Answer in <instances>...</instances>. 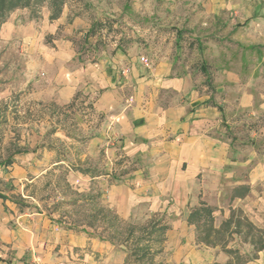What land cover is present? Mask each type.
Listing matches in <instances>:
<instances>
[{
  "label": "crops",
  "instance_id": "1",
  "mask_svg": "<svg viewBox=\"0 0 264 264\" xmlns=\"http://www.w3.org/2000/svg\"><path fill=\"white\" fill-rule=\"evenodd\" d=\"M167 1L166 9H173L176 0ZM179 4L189 9L183 24L189 29V35L195 37L193 41H222L217 44L221 47L216 49L219 56L215 57L219 58L209 69L204 65L196 69L180 63L172 50L158 57L155 63L145 64L141 59H147L138 57L137 45H131L128 51L119 45L112 53L103 51L95 62L84 64L76 62L78 53L63 40L57 41L58 49L54 50L36 52L30 48L35 60L49 55L51 63L42 71L46 80L29 82L36 87L30 94L31 99L51 112L48 120L57 132L62 128L56 121L62 123L64 117L70 115L71 122H82L83 139L88 142L81 164L58 160L47 165L40 175L66 165L69 169L66 183L73 189L74 183L83 185L72 175L74 168H83L82 164L87 162L89 181L104 179L98 197L119 218L127 219L134 208L147 204L154 216L177 218L168 232L179 228L187 231L191 227L187 222L190 208L201 202L212 207V196L219 192V196L224 197L222 193L227 186L231 185V192L246 186L249 193L245 197L230 195L229 207L240 206L252 221H261L264 193L256 198L252 194L256 185L264 184V122L257 123L264 118V96L258 91L264 77V48L254 43L242 47L241 51H249L257 57L253 64L242 60L238 66L230 61L231 52L222 50L226 42L235 39L232 38L234 32L252 40L258 38L254 31L264 32V0H185ZM202 7L211 19L201 22L200 13L196 11ZM66 9L65 6L55 21H50V16L47 18L49 30L43 35L32 23L17 24L9 19L0 27V38L4 42L16 40L24 44H32L35 38L45 39L44 35L56 34L63 24ZM79 20L76 19L75 26L79 25ZM184 34L182 29L175 31L177 49ZM225 53H229V60L225 59ZM19 72L17 67L15 74L18 76ZM208 77L212 79L209 86L212 90L203 84ZM9 89L6 88L0 97H5ZM52 109H62L65 115L58 118ZM250 121L254 124L249 125ZM260 127L263 130L257 133L248 131ZM239 129H247L249 136L234 132ZM63 135L68 138L67 133ZM48 150L51 149L18 148L13 157L4 162L0 160V166L31 170L26 163L29 154L45 155ZM96 156L103 158L107 171L91 176L94 170L101 172L88 165ZM9 161L11 164L7 163ZM34 164L45 165L44 161ZM117 166L125 171L118 174ZM130 167L133 169L128 172ZM105 178L111 179L107 186ZM86 185L82 190L89 192V185ZM0 194L8 198L0 199V264H65L53 256L58 242L81 249L91 247L97 256L99 254L100 262L96 264H126L127 252L114 244L78 236L73 232L76 230L73 225L60 230L42 210L30 211L26 201L29 196L22 193L11 200L7 193L0 191ZM253 205L259 207L256 216L251 215ZM8 206L11 211L6 209ZM13 221L18 227L9 225ZM81 233L90 234V231L83 227ZM63 234L65 239L60 241ZM10 251L13 252L9 255ZM263 258L264 251L258 253L255 261Z\"/></svg>",
  "mask_w": 264,
  "mask_h": 264
},
{
  "label": "rangeland",
  "instance_id": "2",
  "mask_svg": "<svg viewBox=\"0 0 264 264\" xmlns=\"http://www.w3.org/2000/svg\"><path fill=\"white\" fill-rule=\"evenodd\" d=\"M183 1L185 0H176L175 7L169 10L166 9L167 0H68L67 9L62 20L63 24H61L56 34L44 35L45 39L43 37H40V39L35 38L32 44H24L16 40L4 42L0 38V96L6 91V88H11L7 90L8 93L5 97H0V160L4 162L13 157L18 148L42 150L47 147L51 149L45 155L40 153L29 154L26 163L28 169L31 168V170L26 168L23 171L13 166L7 169L0 166V191L7 193L11 200H16L22 193L29 196L30 198L26 201L30 204V211L42 210L51 219L52 225L60 230H67L70 225H73L76 229L73 232L78 236H89L97 240L100 236L105 239L115 236L114 232L108 228V220L102 219L100 222L94 223L93 227H89L90 222H93L90 216L94 212L100 209L112 210L98 197L99 190L104 186L102 184L104 179L89 181L90 170L86 169L87 162L82 164L83 168H74L75 172H70L78 179V184H83L76 185L74 183L73 189L66 183L67 170L69 171L66 165L55 167L40 175L50 164L58 160H68L75 165L81 164L79 162L85 155L88 142L87 139H83L85 131L81 126L82 122H71L68 119L69 115V117L62 119V123L59 120L56 121V124H60L62 128L61 132H57L56 127L53 124L51 125L48 120L51 112L46 110L47 107H43L39 102L31 99L30 94L33 93L36 87L31 83L29 84V82L39 81L40 79L46 80V74L42 71H46L51 63L49 55L42 56L40 60H35L29 50L33 48L36 52H44L45 50L58 49L57 41L63 40L66 44L69 43L70 47L78 53L75 59L76 62L84 64L95 62L103 51L112 53L119 45L127 51L131 45H137L140 50L138 57H145L148 63H155L158 57L162 54L167 55L172 50V54L178 57L180 63L193 66L196 69H200L204 65L208 66L209 69V65L213 64L216 58H219L215 57L219 56L216 49L221 47L217 44L222 43V41L205 39L202 43L193 41L195 37L189 35V29L183 24V19L187 16L185 13L189 10L184 9L183 4H179ZM126 5H129L130 8H127ZM196 12L200 13L201 22L205 19H211V16L205 14L206 9L204 7ZM49 16L50 5L47 2L43 6L16 10L8 17L6 22L10 19L17 24L32 23L36 28L35 30L43 35L49 30L46 21ZM77 18L80 19L78 21L79 25L75 26L74 23ZM93 24L98 26L96 34L87 41L86 30ZM178 29H182L185 34L181 45L177 49L175 31ZM254 36L258 38L252 40L250 37H243V34L234 32L232 38L235 37V39H231L223 45L222 51L227 49L228 52H231L230 58L233 60L230 61L234 66L240 65L242 60H246L251 64L255 63L257 56L254 55L253 57V54L246 49L247 52L240 50L242 47L246 48L245 46L250 43L264 48V32L261 30L254 31ZM208 49L210 53L204 54V51ZM95 50H98V52H95ZM242 52L244 53L243 57L241 56ZM225 54L226 57L229 55V53ZM225 59L229 60V57ZM17 67L20 71L18 76L15 74ZM203 84L209 87L212 82ZM37 86H42V84H37ZM209 90H212V87ZM258 91L261 93L260 95L264 96V77ZM54 113L58 118L61 114H64L62 109H56ZM261 119L258 120V125L264 122V118L261 117ZM251 124L254 123L250 121L249 125ZM261 127L248 131L254 134L259 130L262 131ZM248 131L247 129L234 130V132L246 137L249 136ZM55 133H59V135L55 136ZM66 133L68 138L63 135ZM75 136L82 138L77 139ZM36 161H44L45 165H36L34 164ZM88 165L99 168L101 171L94 170L91 176H97L107 171L101 156L92 158ZM117 169L118 174L125 171L123 169L122 171L118 166ZM132 169L130 167L127 171L129 172ZM77 170H80L81 173L83 171L87 172V175L83 176ZM35 176H39V178L30 183ZM109 182H111V179L105 178V186ZM86 184L89 185V192L82 190L87 186ZM230 187L231 185L227 186L226 191H223L222 196L224 197L219 196V192L212 196L214 200L212 208L215 209V226L217 229L221 228L223 223L230 218L231 210H233L232 207H229L228 201L230 195L234 194V191L231 192ZM85 193L89 195H81ZM263 193L264 184L256 185L252 197L263 196L261 195ZM88 197L92 199L87 201ZM75 201L77 202L75 203ZM258 203L262 204L261 201ZM194 208H190L191 211ZM258 208V206L253 205L254 212L251 213L252 216L258 214ZM6 209L11 211L10 206ZM16 209L19 208L16 207ZM234 210L241 211L243 216L248 218L256 227L264 229V217L261 221L256 222L252 221L240 206H237ZM260 214L264 216V212ZM153 216L148 205L142 204L134 208L131 216L124 220L131 222L133 225L143 226L152 220ZM175 219L177 218L164 216L163 220L172 229V221ZM9 225L13 228L18 227L15 221ZM83 227H87L90 234L81 233ZM24 229L30 235L29 230ZM243 230L246 231V228L244 227ZM159 238L160 236L155 235L150 241L154 255L152 264H227L230 257L225 253L224 245L227 246V249L239 251L243 260L254 255L252 247L245 242L243 236H231L230 233L216 238L217 247L205 245L199 240L195 226H189L187 231L179 228L176 231L167 232L162 241ZM64 239L63 234L60 241ZM119 240L123 239L119 238ZM114 245L127 252L126 264H141L130 256L131 247L123 245L119 241ZM62 246L63 244L58 242L57 248L53 250V256L62 259L65 264H96L100 262L99 254L97 256V253L92 251L91 247L81 249L65 244L66 247L63 246L64 248H62ZM11 252L13 251H10L9 255ZM88 256H90V259H88ZM247 264H264V258L260 259L259 262L252 260Z\"/></svg>",
  "mask_w": 264,
  "mask_h": 264
},
{
  "label": "trees",
  "instance_id": "3",
  "mask_svg": "<svg viewBox=\"0 0 264 264\" xmlns=\"http://www.w3.org/2000/svg\"><path fill=\"white\" fill-rule=\"evenodd\" d=\"M47 2L50 5L49 19L50 21H55L60 18L68 0H0V26L6 22L14 11L29 9L34 6H43ZM97 27V24L92 25L86 34L87 41L91 36L96 34ZM178 39H181V37L178 36ZM206 83H211L210 77L207 78ZM7 163L11 164L10 161ZM82 173L87 174L84 171ZM248 193L249 188L242 186L234 190L233 198H243ZM0 199L7 200L8 198L0 194ZM91 199V197H88L87 201ZM90 219L93 222H90L89 227H93L92 225L94 223L100 222L102 219L108 220V228L114 232L115 236L109 239L100 236L99 239L112 244L119 241L123 245L131 247L130 256L141 264L153 263L154 255L150 241L155 235L160 236L159 240L162 241L170 229L164 223L162 216H154L147 224L138 226L122 220L110 210L100 209L94 212L90 216ZM187 222L189 225L196 227L199 240L208 246L217 247L218 244L215 242L216 238L224 236L227 233H230L231 236L238 235L244 237L245 242L252 247L254 255L243 260L239 251L227 249V246L224 245V251L230 257L227 264H246L252 260H256L258 253L264 251V229L256 227L248 218L243 216L241 211L231 210L230 218L223 223L221 228L217 229L215 226V209L201 202L198 207H195L190 212ZM244 227L246 231L243 230ZM119 238L123 240H119Z\"/></svg>",
  "mask_w": 264,
  "mask_h": 264
},
{
  "label": "built area",
  "instance_id": "4",
  "mask_svg": "<svg viewBox=\"0 0 264 264\" xmlns=\"http://www.w3.org/2000/svg\"><path fill=\"white\" fill-rule=\"evenodd\" d=\"M141 61L145 64H148L147 60H145L144 58H142Z\"/></svg>",
  "mask_w": 264,
  "mask_h": 264
}]
</instances>
